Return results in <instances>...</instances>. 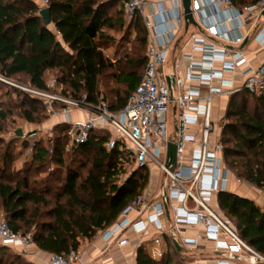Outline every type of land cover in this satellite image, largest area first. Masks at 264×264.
<instances>
[{
	"label": "trees",
	"instance_id": "obj_1",
	"mask_svg": "<svg viewBox=\"0 0 264 264\" xmlns=\"http://www.w3.org/2000/svg\"><path fill=\"white\" fill-rule=\"evenodd\" d=\"M255 1L232 0L237 7ZM116 4L124 17V5L119 0H46L50 27L43 23L34 0H0V78L47 91L45 75L55 72L60 94L76 98L86 93L90 102L102 100L112 111L121 109L143 75L147 37L139 16L129 21L131 27L143 33L139 39L141 49L132 52L136 72L122 76L126 92H110V100L100 84L103 79L117 80L112 73L114 62L105 53L113 42L105 30L114 23L121 25V15L113 18L107 12ZM120 60L117 55L116 61ZM2 85L19 91L17 108L27 121L47 119L43 100L0 80ZM0 115H4L2 109ZM68 129L65 122L55 124L51 138L37 132L34 137L14 132L30 158L29 165L20 170L9 171L16 159L11 143L0 147V211L13 232L30 234L39 250L56 255L77 251L83 242L111 225L146 191L149 182L147 167L126 169V164L134 161L120 141L107 148L108 130L94 129L86 142L70 144ZM220 141L227 168L238 180L264 192L262 96L242 89L230 97ZM45 168L48 171L38 179L36 176ZM216 197L240 238L264 256V209L229 191L219 192ZM149 245L148 241L137 246L136 264H186V258L166 236L159 258L152 256ZM0 264L31 263L22 254L0 245Z\"/></svg>",
	"mask_w": 264,
	"mask_h": 264
},
{
	"label": "built area",
	"instance_id": "obj_2",
	"mask_svg": "<svg viewBox=\"0 0 264 264\" xmlns=\"http://www.w3.org/2000/svg\"><path fill=\"white\" fill-rule=\"evenodd\" d=\"M119 1L127 21L140 17L147 37L143 75L121 109L112 111L102 100L90 102L86 93L71 98L18 86L43 100L48 109H52L53 102L61 104L62 122L69 124L70 144L86 142L94 129H106L110 132L107 148L120 141L136 167H147L149 174L155 167L163 173L159 191L152 193L147 187L98 234L109 242L131 229L140 236L141 244L151 228L150 241L155 247L161 245L163 236L180 251L195 248L203 240L212 243L215 264H236L232 262L234 256L242 264H264V256L243 241L231 220L213 205L219 192L228 191L230 170L223 159L220 127L212 119L214 99L221 95L231 96L244 89L264 98V60L252 66L240 48L249 39L257 43L258 49L264 48V22H260L264 0L242 8L232 0H190L195 24L188 23L186 30L182 0ZM191 25L198 30L180 41V33H187ZM173 50L172 67L166 70L165 63ZM237 70L242 72L239 86L226 75ZM46 86L54 88L56 79ZM170 104L174 105L175 115L173 136L166 123ZM73 110L85 113V118L70 121ZM168 142L176 146L174 166L167 165ZM159 155L164 156V162ZM131 213L135 218L130 217ZM186 227L202 231L184 236ZM0 243L18 248L23 255L35 247L30 234L13 232L5 218L0 219ZM151 253L159 258L162 251ZM78 259V252L71 249L65 255L50 254L49 264H75Z\"/></svg>",
	"mask_w": 264,
	"mask_h": 264
},
{
	"label": "rangeland",
	"instance_id": "obj_3",
	"mask_svg": "<svg viewBox=\"0 0 264 264\" xmlns=\"http://www.w3.org/2000/svg\"><path fill=\"white\" fill-rule=\"evenodd\" d=\"M39 9L47 7L46 0H34ZM120 9V10H119ZM119 4L114 5L111 8L107 9L108 14H110L113 18L116 16L118 17L121 15V25L115 24L112 25V27L105 30V32L110 35L113 39V42H111L110 46L105 49V53L113 60L114 62V68L112 70V73L116 75L117 80H109L106 79L102 81L100 84L101 91L103 93H106L110 100L111 94L110 92H113L115 90L119 91L121 94L126 92V83L123 82L122 76H124L125 73L128 72H136V66L135 61L133 60L132 52L136 49H141V43L139 41L140 38H142L143 33L140 29V31H137L134 27L130 26V22L124 19L122 16V12ZM264 19V16H263ZM50 27H52L50 25ZM198 28L194 25L189 26V29L187 33H184L182 31L180 35H182V40L187 38V36L192 31H197ZM139 32V33H138ZM138 33V36L136 38V34ZM144 52V50H143ZM120 56L121 60L118 62L116 61V57ZM124 55H127L126 58H123ZM174 55L169 56L165 63V67L170 66L172 67V61L174 58ZM132 60V61H130ZM143 68L139 71V73H142ZM56 75L55 72H47L45 75V83H48L50 80L55 79ZM22 80H25V78L21 77ZM1 81L14 86L15 89H19L21 91L27 92L25 90H22L18 86L22 87H30L26 85H20L8 80L0 79ZM0 109H2V112L4 113L3 116L0 115V139L3 141V143H0V147H4L7 142L11 143V147L13 149V153L15 156L14 162L11 164V168L9 171H16L25 168V166L29 165V154H27V151L24 150V147L21 146V141L17 138H14L13 134L17 129H21L23 132V135L25 137L32 133L37 132L41 133V135L51 138L52 137V128L55 126V124L60 123L57 122L53 125H51V122L59 121V116L61 115L60 112V106L59 103H52V109H48L46 106L45 113L48 115L47 119H38L35 122H29L27 121L22 114L19 112L17 106L20 103L21 96L17 95V92L19 91H13L5 86H0ZM49 92L57 93L59 94L62 92L61 86L56 85L54 88H50L48 90ZM29 93V92H27ZM30 94V93H29ZM31 95V94H30ZM254 101L250 100V105L253 106ZM83 120V114L79 111L73 112L70 116V121H82ZM174 121H175V115L172 111V104L169 105V110L166 114V123L167 128L170 136L174 135ZM224 121V120H223ZM221 121V124L224 122ZM219 125V124H218ZM220 127V125H219ZM109 149V148H108ZM160 161L164 162V156L159 155ZM135 164H126V169L130 171L131 169L135 168ZM152 167V166H151ZM44 171H48V169H43L40 174H38L36 177L39 179L45 175ZM151 171L153 174L155 173V176L152 177V180H156L158 189H161V181L163 180L164 176L161 171H159L157 168L153 167L151 168ZM35 177V176H34ZM33 180V176L31 178V181ZM2 211H0V219L4 218ZM0 245H2L0 243ZM8 248L11 251L16 252L14 249ZM35 249V248H34ZM33 252V251H32ZM183 255V254H182ZM27 259V258H26ZM29 261V260H28ZM31 263V262H30ZM32 264V263H31Z\"/></svg>",
	"mask_w": 264,
	"mask_h": 264
},
{
	"label": "crops",
	"instance_id": "obj_4",
	"mask_svg": "<svg viewBox=\"0 0 264 264\" xmlns=\"http://www.w3.org/2000/svg\"><path fill=\"white\" fill-rule=\"evenodd\" d=\"M236 6V5H235ZM237 7V6H236ZM242 8V7H238ZM261 23L264 22L263 17L260 20ZM186 30V28H185ZM182 41V37L181 40ZM240 48H243L244 54L246 55L250 65L255 66L264 60V48L258 49V45L255 41L250 39L243 44ZM175 54V50L171 52V55ZM166 70L170 69V66L165 67ZM241 70H237L236 73H227L228 77H232L235 80L236 85L242 84V74ZM232 96V95H231ZM231 96L221 95L214 99L212 107V119L220 125V135L222 124L221 121L224 120V115L226 108ZM79 110H73L69 113V116L73 112ZM172 111L174 112V105L172 104ZM81 112V111H79ZM83 114V119L85 118V113ZM59 121L51 122V125L62 122L64 117L59 116ZM224 122V121H223ZM155 176L153 172L149 174L148 188L152 193L159 191L156 180H152ZM156 177V176H155ZM228 191L239 196L247 197L257 203L262 209H264V192L257 189L256 187L246 184L236 178V176L230 171ZM213 205L219 212L220 210L217 197L215 196ZM135 213H131L130 217L135 218ZM202 228L186 227L184 229V236H194L197 232H201ZM153 230L150 228L148 233L145 235L144 242H150V251H162V243L159 247L153 246L150 241ZM140 236L134 233L131 229L120 233L116 238L109 242H105L103 238L97 234L93 239L83 242L77 252L79 254V259L75 264H136L135 263V252L139 244ZM143 242V243H144ZM19 253V249L15 247H10ZM35 248V249H34ZM30 249L28 254L23 255L32 264H49L50 253L43 252L39 250L36 246ZM33 251V252H32ZM181 254L186 258V264H215V253L212 251V243L207 241H200L198 246L191 249H186L181 251ZM232 262L236 264H242L237 256L232 258Z\"/></svg>",
	"mask_w": 264,
	"mask_h": 264
},
{
	"label": "water",
	"instance_id": "obj_5",
	"mask_svg": "<svg viewBox=\"0 0 264 264\" xmlns=\"http://www.w3.org/2000/svg\"><path fill=\"white\" fill-rule=\"evenodd\" d=\"M182 4H183V8H184V13H185V28H187L188 23H192L195 24V21L192 17V14L190 12L189 9V5H190V0H182ZM40 16L42 17L43 23L47 26L51 25V18H50V13H49V8L45 7L40 9L39 11ZM264 14V11H263ZM16 135L18 136H22L23 132L21 129H17L15 131ZM175 150H176V146L173 142H168L167 143V151H166V160H167V165H171L174 166L176 163V155H175ZM166 208V215L168 216V209ZM178 250H180V248L178 246H176Z\"/></svg>",
	"mask_w": 264,
	"mask_h": 264
}]
</instances>
